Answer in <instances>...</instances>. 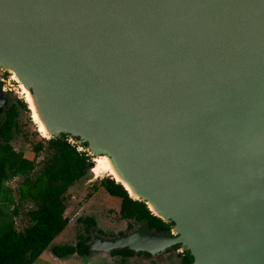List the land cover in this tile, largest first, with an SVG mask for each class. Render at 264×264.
I'll use <instances>...</instances> for the list:
<instances>
[{"label": "water", "instance_id": "water-1", "mask_svg": "<svg viewBox=\"0 0 264 264\" xmlns=\"http://www.w3.org/2000/svg\"><path fill=\"white\" fill-rule=\"evenodd\" d=\"M1 62L192 264H264V0H0Z\"/></svg>", "mask_w": 264, "mask_h": 264}, {"label": "trees", "instance_id": "trees-1", "mask_svg": "<svg viewBox=\"0 0 264 264\" xmlns=\"http://www.w3.org/2000/svg\"><path fill=\"white\" fill-rule=\"evenodd\" d=\"M17 105L26 107L25 103L16 99L4 108L0 117V203H13L11 189L6 183L14 177H20L18 200L29 201L32 207L25 213L27 224L22 230L14 226L12 216L16 214L15 209L11 213H4L0 209V264H32L48 247L57 258L72 254L87 256L90 252L86 236L78 235L74 245L50 244L68 223L64 216L65 193L89 171L91 156L79 151L65 135L46 139L45 147L41 141L32 144L30 158L16 151L10 141L18 129ZM80 146L85 147V144ZM44 149L48 153L41 162V169L32 176L35 166L40 163L37 157ZM113 180L101 178L99 185L109 195L120 199V218L134 220L155 234L169 231L172 223H165L152 215L144 202L131 199L122 185ZM91 186L96 188L95 184ZM79 221L85 225L87 234L89 228L95 226L93 218H80ZM111 255L129 257L133 252L129 249L113 250ZM182 263L192 264V257L186 250L182 252Z\"/></svg>", "mask_w": 264, "mask_h": 264}, {"label": "rangeland", "instance_id": "rangeland-1", "mask_svg": "<svg viewBox=\"0 0 264 264\" xmlns=\"http://www.w3.org/2000/svg\"><path fill=\"white\" fill-rule=\"evenodd\" d=\"M3 74L9 76V74L0 71V79L1 77L4 79V82L0 81V98L5 99L7 104L15 102L16 99L25 103L24 96L21 95L22 91L19 92L17 88V83L12 81V78L11 80L10 77L3 76ZM25 106L23 108L17 105L18 116L16 122L18 129L13 134L10 143L16 151H20L30 158L32 156L30 152L31 145L41 141L45 147L47 138L37 133L36 130L38 129L35 128L37 126L32 118V112L28 105L25 104ZM67 138L71 144L76 145L77 149L79 148L80 144L76 142V138L69 136ZM47 153L45 149L39 153L37 161L40 163L35 166L32 176L40 171L41 162ZM93 158L95 160V157L91 156L90 164H92ZM93 172L92 174L88 171L66 191L64 216L68 219V223L50 244V246L74 245L78 235H81L87 237L86 244L89 250L93 251L87 256L73 254L64 258V260L57 261L54 259V261L58 262L57 264H183L180 252L185 249L177 244L175 237L171 234L162 235L164 242L160 245L150 246V248L146 246L144 240H156L159 236H154L134 220L120 218L118 213L120 199L109 195L99 185L101 178H111L107 173H97L95 169H93ZM21 180L20 177H14L6 183L11 189L13 203H0V209L4 213H11L12 210H16V214L12 216V219L17 230H22L27 224L25 213L32 207L31 202L18 200L17 188L21 185ZM93 184L96 186L95 189L91 186ZM85 217L93 218L95 221V226L89 228L90 232L88 234L85 232V225L79 221L80 218ZM131 240H136L134 243H139L140 246L129 244L128 242ZM123 249L131 250L133 255L123 258L121 255L112 256L109 254L112 250ZM46 250L50 253L49 247ZM42 256L47 257L46 251L42 253ZM45 257L36 259L32 264H47Z\"/></svg>", "mask_w": 264, "mask_h": 264}, {"label": "bare ground", "instance_id": "bare-ground-1", "mask_svg": "<svg viewBox=\"0 0 264 264\" xmlns=\"http://www.w3.org/2000/svg\"><path fill=\"white\" fill-rule=\"evenodd\" d=\"M0 68L3 71L9 72L11 78L19 84V88L22 91V95L24 96V99L32 112V118L38 128L39 133L43 137L48 138L50 135H52V130L47 120L41 115V110L36 98V94L28 90L22 76L12 64L8 62H1ZM65 129L68 130L70 133L75 134L74 128L72 126L65 125ZM87 149L95 157V164L92 162V165L89 168L90 173H94L93 169H95L97 173H107L112 179L115 180V182L122 185V187L127 191L129 197L133 199H146V205L148 209L154 215L164 217V215L160 212L158 207L152 201L150 195L146 191L141 190L136 183L128 181L123 176L121 170L116 165V162L112 156L101 153L99 149L93 148L92 145H89ZM173 231L174 234H176V230L173 229Z\"/></svg>", "mask_w": 264, "mask_h": 264}, {"label": "flooded vegetation", "instance_id": "flooded-vegetation-1", "mask_svg": "<svg viewBox=\"0 0 264 264\" xmlns=\"http://www.w3.org/2000/svg\"><path fill=\"white\" fill-rule=\"evenodd\" d=\"M3 76H7L6 74H3ZM7 77H10V79H11V76L9 75V76H7ZM12 80V79H11ZM0 81L1 82H4V79L1 77V79H0ZM12 81H14V80H12ZM0 82V83H1ZM15 82V81H14ZM17 83V82H16ZM17 88H18V90H19V92H20V89H19V84L17 83ZM19 94H21V93H19ZM22 95V94H21ZM5 100V99H4ZM6 101V100H5ZM25 101V100H24ZM12 103H14V102H12ZM24 103V102H23ZM8 104H11V103H8ZM7 103H5V105L3 106V108H2V111H1V114H0V117H1V115H2V113H3V110H4V108L8 105ZM25 104L27 105V103H26V101H25ZM37 128V127H36ZM38 129V128H37ZM37 132H38V130H37ZM39 133V132H38ZM40 134V133H39ZM41 135V134H40ZM43 137V136H42ZM44 138H46V137H44ZM93 160V163H94V158L92 159ZM145 228V227H144ZM146 229V228H145ZM147 230V229H146ZM147 231H149V230H147ZM150 233H152L153 235H162V234H169L170 232H171V228L169 229V231L168 232H166V233H162V234H155V233H153V232H151V231H149ZM172 233L174 234V231L172 230ZM113 251V250H112ZM112 251H110L109 252V254L111 255V252ZM183 251H185V250H183ZM182 251V252H183ZM182 252H180L181 253V261H182ZM73 255V254H72ZM74 255H76V254H74ZM78 256V255H77ZM112 256H116V255H112ZM123 257V256H122ZM130 257V256H129ZM123 258H126V257H123Z\"/></svg>", "mask_w": 264, "mask_h": 264}, {"label": "crops", "instance_id": "crops-1", "mask_svg": "<svg viewBox=\"0 0 264 264\" xmlns=\"http://www.w3.org/2000/svg\"><path fill=\"white\" fill-rule=\"evenodd\" d=\"M44 251H46V256L47 257H45V256H42V253L44 252ZM40 255H39V257L37 258V259H42V257H45L47 260H45V262L47 263V264H57L58 262H55L54 261V259L55 260H57V261H61V260H64V258H57V257H55L54 255H52V254H50L49 252H48V250H44ZM50 251V250H49ZM68 257V256H67ZM45 258H43V259H45ZM66 258V257H65ZM44 261V260H43Z\"/></svg>", "mask_w": 264, "mask_h": 264}]
</instances>
